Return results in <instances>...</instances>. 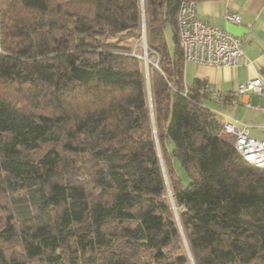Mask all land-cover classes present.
Returning <instances> with one entry per match:
<instances>
[{
	"label": "trees",
	"instance_id": "obj_1",
	"mask_svg": "<svg viewBox=\"0 0 264 264\" xmlns=\"http://www.w3.org/2000/svg\"><path fill=\"white\" fill-rule=\"evenodd\" d=\"M183 1L0 0V264H264V167L185 83Z\"/></svg>",
	"mask_w": 264,
	"mask_h": 264
},
{
	"label": "crops",
	"instance_id": "obj_2",
	"mask_svg": "<svg viewBox=\"0 0 264 264\" xmlns=\"http://www.w3.org/2000/svg\"><path fill=\"white\" fill-rule=\"evenodd\" d=\"M198 16L242 38L243 54L236 66H213L185 61L184 80L192 84L195 79L206 81L223 95L219 101L210 100V105L242 127L249 126L252 136L264 139V95L257 92L236 94L239 83L261 77L264 80V0H203L196 2ZM241 16L234 22L226 14ZM233 98L236 103L231 102ZM225 137L232 138L230 134Z\"/></svg>",
	"mask_w": 264,
	"mask_h": 264
},
{
	"label": "built area",
	"instance_id": "obj_3",
	"mask_svg": "<svg viewBox=\"0 0 264 264\" xmlns=\"http://www.w3.org/2000/svg\"><path fill=\"white\" fill-rule=\"evenodd\" d=\"M226 17L240 22L241 16L228 12ZM180 44L186 62L213 66H236L243 54L242 38L210 21L201 19L197 14L196 2L183 1L178 13ZM3 52L0 37V53ZM207 91L213 101H219L223 95L207 83ZM257 92L264 95V80L257 76L238 84L236 94ZM231 102L236 103L233 98ZM264 111V107L262 109ZM223 136L235 135L234 146L240 155L250 164L264 167V139L250 135L248 124L237 128L231 120H225L220 130Z\"/></svg>",
	"mask_w": 264,
	"mask_h": 264
},
{
	"label": "rangeland",
	"instance_id": "obj_4",
	"mask_svg": "<svg viewBox=\"0 0 264 264\" xmlns=\"http://www.w3.org/2000/svg\"><path fill=\"white\" fill-rule=\"evenodd\" d=\"M143 34L141 36V38L139 40H133V46L136 49V53L138 55V57H140L141 59L144 60V71L146 72L147 76L149 75V69L148 66L150 63L153 64H157L156 61L157 58L155 57L156 53L150 54V51L148 50V44H147V38H146V33H145V26L143 27ZM165 33H166V39L168 42V45H172L173 46V32L172 29L170 27V25L168 24L165 28ZM236 127L240 128V126L236 123ZM227 139L231 140L232 138L230 137H226ZM174 166H175V170L177 172V174L181 177V180L183 182L184 185H187L190 181L189 176L187 171L185 170L184 166L175 159L174 161ZM169 187V186H168ZM170 194L169 196H171V189L169 187V191Z\"/></svg>",
	"mask_w": 264,
	"mask_h": 264
},
{
	"label": "water",
	"instance_id": "obj_5",
	"mask_svg": "<svg viewBox=\"0 0 264 264\" xmlns=\"http://www.w3.org/2000/svg\"><path fill=\"white\" fill-rule=\"evenodd\" d=\"M171 199H172V196H171Z\"/></svg>",
	"mask_w": 264,
	"mask_h": 264
}]
</instances>
